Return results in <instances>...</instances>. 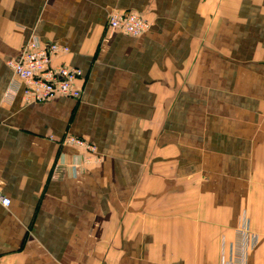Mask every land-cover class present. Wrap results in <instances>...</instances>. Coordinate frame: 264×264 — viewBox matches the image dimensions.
<instances>
[{"label": "crops", "instance_id": "obj_1", "mask_svg": "<svg viewBox=\"0 0 264 264\" xmlns=\"http://www.w3.org/2000/svg\"><path fill=\"white\" fill-rule=\"evenodd\" d=\"M32 40L80 99L24 102ZM0 193V264H222L244 220L264 264V0H0Z\"/></svg>", "mask_w": 264, "mask_h": 264}, {"label": "built area", "instance_id": "obj_2", "mask_svg": "<svg viewBox=\"0 0 264 264\" xmlns=\"http://www.w3.org/2000/svg\"><path fill=\"white\" fill-rule=\"evenodd\" d=\"M109 28L132 37H140L151 29V24L137 12L112 14ZM70 48L59 43L47 45L32 40L22 49L21 55L7 62L8 67L23 83V100L27 104H45L58 98L80 99L81 89L77 81L82 75L79 68L66 63L55 64V59L68 55ZM66 144L86 149L94 156L93 144L77 137L69 136ZM0 203L9 207L11 201L0 193ZM236 241L228 249H223L222 264H248L249 255L258 243L259 238L251 231L248 220H244L237 229Z\"/></svg>", "mask_w": 264, "mask_h": 264}, {"label": "rangeland", "instance_id": "obj_3", "mask_svg": "<svg viewBox=\"0 0 264 264\" xmlns=\"http://www.w3.org/2000/svg\"><path fill=\"white\" fill-rule=\"evenodd\" d=\"M200 170V166L198 167H195V169H194V171L196 172V171H199ZM198 183H200V180H198ZM167 263H169V262H163V264H167Z\"/></svg>", "mask_w": 264, "mask_h": 264}]
</instances>
